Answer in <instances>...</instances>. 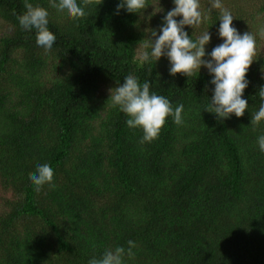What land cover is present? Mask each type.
Returning <instances> with one entry per match:
<instances>
[{
  "label": "trees",
  "instance_id": "16d2710c",
  "mask_svg": "<svg viewBox=\"0 0 264 264\" xmlns=\"http://www.w3.org/2000/svg\"><path fill=\"white\" fill-rule=\"evenodd\" d=\"M29 2L48 10L56 40L45 51L19 25L24 0H0V264H88L129 240L124 264H264V121L251 124L264 86V0H221L257 46L248 108L223 120L204 110L215 88L207 68L189 78L170 75L166 56L140 61L174 0H148L140 13L103 0L77 21L50 0ZM199 3L203 23L184 30L194 41L209 31L210 59L223 43L220 11ZM128 75L182 104L183 124L169 116L141 144L143 131L108 100ZM45 163L55 188L37 192L29 173Z\"/></svg>",
  "mask_w": 264,
  "mask_h": 264
},
{
  "label": "clouds",
  "instance_id": "9594fccd",
  "mask_svg": "<svg viewBox=\"0 0 264 264\" xmlns=\"http://www.w3.org/2000/svg\"><path fill=\"white\" fill-rule=\"evenodd\" d=\"M102 3L103 0H80V3L77 0H50L52 8L65 13L73 21L86 17V8H97ZM174 5L164 16L160 34L151 30L150 40L144 43V51L140 54L141 63H156L162 56H166L171 64L170 75L179 73L189 78L199 74L201 67L207 68L213 76L211 83L215 88L211 103L204 110L216 114L221 120L230 118L233 114L237 118L242 117L248 108L247 100L242 98L249 84L246 74L257 56L255 36L250 32L241 35L233 26L232 13L224 7L221 0H211L210 10L220 11L218 32L223 43L207 54L210 59H205V46L211 40L209 31L194 41L184 30L185 26L195 30L204 21L205 16L199 10V0H174ZM149 6L148 0H120L117 11L126 9L129 13H140ZM24 8L26 11L17 17L19 25L24 30L34 29L37 45L49 51L56 37L48 28V10L39 5L34 6L29 0H24ZM177 17L181 19L177 20ZM258 96L262 103L259 110L252 114L253 126L264 121V86L259 89ZM108 100L128 117L126 123L129 128H140L143 131L141 144L151 143L159 138L167 117L171 116L178 126L184 122L182 104L173 108L167 98L150 92L149 81L141 84L134 75L126 76L122 85L111 89ZM257 143L260 151L264 152V135L258 137ZM54 175L52 167L45 163L38 165L35 172L29 173V179L39 192L44 185L55 188ZM127 243V250L122 246L105 249L99 258L93 257L88 264H124L125 255L134 257L132 249L135 243L131 240Z\"/></svg>",
  "mask_w": 264,
  "mask_h": 264
},
{
  "label": "rangeland",
  "instance_id": "374dc122",
  "mask_svg": "<svg viewBox=\"0 0 264 264\" xmlns=\"http://www.w3.org/2000/svg\"><path fill=\"white\" fill-rule=\"evenodd\" d=\"M262 51H263V53H264V48H262Z\"/></svg>",
  "mask_w": 264,
  "mask_h": 264
}]
</instances>
